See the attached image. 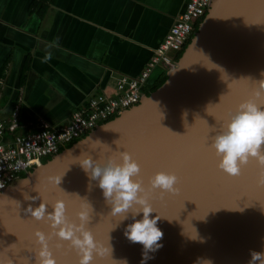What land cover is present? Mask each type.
Returning a JSON list of instances; mask_svg holds the SVG:
<instances>
[{
	"label": "water",
	"instance_id": "water-1",
	"mask_svg": "<svg viewBox=\"0 0 264 264\" xmlns=\"http://www.w3.org/2000/svg\"><path fill=\"white\" fill-rule=\"evenodd\" d=\"M261 73L264 2L212 0L157 89L0 190V259L5 264H34V229L46 235L52 230L46 220L30 219L23 209L47 202L51 212V202L62 199L74 222L75 211L88 201L93 208L88 226L95 240L106 246L110 237L111 252L94 254L93 264H140L142 246L123 235L130 220L119 223L96 182L76 164L80 154L103 159L126 150L139 163L145 185L157 170L178 176L175 193H149L162 216L157 223L163 236L162 247L150 253L146 264H248L250 250L264 249L262 168L250 159L239 176L227 175L216 167L218 157L207 147V136L237 102L251 95L256 86L252 80L261 79ZM89 137L105 144L93 146ZM49 176L60 178L57 186L49 183ZM32 196L38 198H27ZM49 246L57 264H77L78 256L66 241L51 234ZM165 252L175 258H158Z\"/></svg>",
	"mask_w": 264,
	"mask_h": 264
},
{
	"label": "crops",
	"instance_id": "crops-1",
	"mask_svg": "<svg viewBox=\"0 0 264 264\" xmlns=\"http://www.w3.org/2000/svg\"><path fill=\"white\" fill-rule=\"evenodd\" d=\"M188 0H0V119L54 127L90 97H116L136 77ZM165 73L154 68L145 88Z\"/></svg>",
	"mask_w": 264,
	"mask_h": 264
},
{
	"label": "clouds",
	"instance_id": "clouds-1",
	"mask_svg": "<svg viewBox=\"0 0 264 264\" xmlns=\"http://www.w3.org/2000/svg\"><path fill=\"white\" fill-rule=\"evenodd\" d=\"M261 76L259 80H252L256 86L251 95L237 102L218 127L209 129L211 134L207 136V147L218 157L216 167L229 176H239L242 167L248 164L250 159H255L262 168L259 183L264 185V107H261L264 99L258 100L264 98V73H261ZM88 139L93 140L91 137ZM97 144L105 143L99 139L93 140V146ZM76 164L84 171L89 181L96 182V187L101 190L111 214L120 217L119 223L130 220L124 224L123 235L129 242L142 246L140 264H146L152 258L150 253L162 247L159 241L163 236L157 223L162 216L154 210L149 193L152 190H158L161 194L175 193L178 190L177 174L174 171H154L147 177L145 185L140 175L139 163L126 150L116 151L103 159H93L87 153L80 154ZM59 180L56 176L48 177L49 183L54 186L58 185ZM27 198L36 200L38 197ZM48 206L47 202H40L35 206L29 204L23 209L30 219L46 220L52 230L46 235L39 228L34 229L33 236L38 245L35 249L34 264H57L49 246L51 234L59 241H66L75 250L78 256L77 264H93L94 254L102 256L111 252L110 237L107 245H102L95 240L88 226L93 212L88 201L81 203L75 211L78 222L68 219L62 199L51 202V212L47 211ZM153 213L155 214L150 215ZM122 262L127 264L126 260ZM0 264H5V261L0 259ZM200 264L212 262L202 260ZM248 264H264V249L250 250Z\"/></svg>",
	"mask_w": 264,
	"mask_h": 264
},
{
	"label": "built area",
	"instance_id": "built-area-1",
	"mask_svg": "<svg viewBox=\"0 0 264 264\" xmlns=\"http://www.w3.org/2000/svg\"><path fill=\"white\" fill-rule=\"evenodd\" d=\"M211 2L188 0L139 75L119 77L116 97L102 94L90 97L83 109L72 113L65 126L54 127L43 119L21 121L19 107L15 105L7 121L0 119V190L19 175L41 166L45 163L42 159L49 160L67 148L66 145L75 143L98 125L136 105L144 95L143 87L154 68L160 65L169 71L176 64L175 54L193 37Z\"/></svg>",
	"mask_w": 264,
	"mask_h": 264
},
{
	"label": "trees",
	"instance_id": "trees-1",
	"mask_svg": "<svg viewBox=\"0 0 264 264\" xmlns=\"http://www.w3.org/2000/svg\"><path fill=\"white\" fill-rule=\"evenodd\" d=\"M189 43V42H188ZM187 43V44H188ZM187 44L183 47V49L180 51V52H178V53H176L175 54V58H176V60H178L179 58H180V56H181V54H182V52H183V50L185 49V47L187 46ZM165 72H166V70H165ZM165 79H166V75H163L159 80H157L156 82H154L151 86H149L148 88H145V86L143 87V91H144V93L146 94V95H149L152 91H154L155 89H157L164 81H165ZM148 82V81H147ZM113 118V117H112ZM112 118H110L109 120H111ZM73 143H71V144H69L67 147H69V146H71ZM48 159H46L45 160V162L47 161ZM19 177H21V178H24L25 177V174H21V175H19Z\"/></svg>",
	"mask_w": 264,
	"mask_h": 264
},
{
	"label": "bare ground",
	"instance_id": "bare-ground-1",
	"mask_svg": "<svg viewBox=\"0 0 264 264\" xmlns=\"http://www.w3.org/2000/svg\"><path fill=\"white\" fill-rule=\"evenodd\" d=\"M177 61V60H176ZM175 67V65L173 66V68ZM166 72H168V71H166ZM121 76H124V75H121ZM126 77H128V76H126ZM149 78V77H148ZM148 80V79H147ZM145 86V85H144ZM18 178H21V177H18ZM160 257H166V258H171V259H174L175 258V256L171 253V254H169V255H167V253L165 252V253H161L159 256H158V258H160Z\"/></svg>",
	"mask_w": 264,
	"mask_h": 264
},
{
	"label": "snow or ice",
	"instance_id": "snow-or-ice-1",
	"mask_svg": "<svg viewBox=\"0 0 264 264\" xmlns=\"http://www.w3.org/2000/svg\"><path fill=\"white\" fill-rule=\"evenodd\" d=\"M259 195H260L261 199H264V188H262L260 190Z\"/></svg>",
	"mask_w": 264,
	"mask_h": 264
},
{
	"label": "rangeland",
	"instance_id": "rangeland-1",
	"mask_svg": "<svg viewBox=\"0 0 264 264\" xmlns=\"http://www.w3.org/2000/svg\"><path fill=\"white\" fill-rule=\"evenodd\" d=\"M164 75H167V72H165ZM66 146H68V145H66ZM61 151H62V150H61ZM41 161H42V162H45V159H42Z\"/></svg>",
	"mask_w": 264,
	"mask_h": 264
},
{
	"label": "flooded vegetation",
	"instance_id": "flooded-vegetation-1",
	"mask_svg": "<svg viewBox=\"0 0 264 264\" xmlns=\"http://www.w3.org/2000/svg\"><path fill=\"white\" fill-rule=\"evenodd\" d=\"M147 88H148V87H147ZM143 90H144V89H143ZM143 94H145L144 91H143Z\"/></svg>",
	"mask_w": 264,
	"mask_h": 264
}]
</instances>
